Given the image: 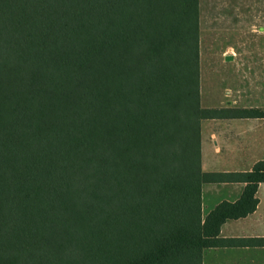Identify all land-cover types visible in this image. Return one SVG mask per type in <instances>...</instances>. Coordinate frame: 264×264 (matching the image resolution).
<instances>
[{"label":"trees","instance_id":"1","mask_svg":"<svg viewBox=\"0 0 264 264\" xmlns=\"http://www.w3.org/2000/svg\"><path fill=\"white\" fill-rule=\"evenodd\" d=\"M199 0H0V264H202L264 160L203 173ZM244 183L201 212L203 183Z\"/></svg>","mask_w":264,"mask_h":264},{"label":"rangeland","instance_id":"2","mask_svg":"<svg viewBox=\"0 0 264 264\" xmlns=\"http://www.w3.org/2000/svg\"><path fill=\"white\" fill-rule=\"evenodd\" d=\"M198 53L201 107L264 105V0H199ZM203 264H264V251H207Z\"/></svg>","mask_w":264,"mask_h":264},{"label":"crops","instance_id":"3","mask_svg":"<svg viewBox=\"0 0 264 264\" xmlns=\"http://www.w3.org/2000/svg\"><path fill=\"white\" fill-rule=\"evenodd\" d=\"M226 56L224 55V60ZM200 77V76H199ZM200 93V91H199ZM223 109L264 108V105H236L230 99ZM264 160V118H222L200 123V167L203 173H236L250 171ZM244 183H203L201 212L205 216L222 201L235 202L244 190ZM258 204L253 213L237 220H227L220 227L221 238H264V183L256 191ZM264 251V247L211 248L207 251ZM225 254V253H224ZM202 259V264H203ZM249 262L253 257L248 258Z\"/></svg>","mask_w":264,"mask_h":264},{"label":"water","instance_id":"4","mask_svg":"<svg viewBox=\"0 0 264 264\" xmlns=\"http://www.w3.org/2000/svg\"><path fill=\"white\" fill-rule=\"evenodd\" d=\"M225 60H226V61H230V60H232V56H226V57H225Z\"/></svg>","mask_w":264,"mask_h":264}]
</instances>
